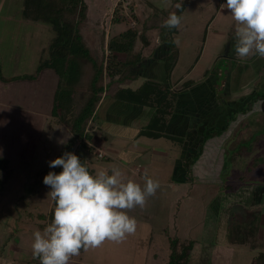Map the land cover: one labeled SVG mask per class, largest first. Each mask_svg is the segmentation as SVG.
I'll list each match as a JSON object with an SVG mask.
<instances>
[{"label":"rangeland","instance_id":"rangeland-1","mask_svg":"<svg viewBox=\"0 0 264 264\" xmlns=\"http://www.w3.org/2000/svg\"><path fill=\"white\" fill-rule=\"evenodd\" d=\"M182 1L85 0L88 5V18L82 26V34L86 37L85 41L93 55L104 63V86L110 82L107 67L113 55L108 44L112 38L130 28L137 29L140 33L135 54L141 55L143 60H159V73L165 77V67L161 59L169 55L170 51L164 56V49L167 50V47L163 46L160 39L159 28L168 16L165 19L160 17L159 20L157 11L168 8L166 11L169 15L175 12L176 5ZM219 6L220 2L213 0L190 2L182 14V23L175 38L179 39L180 44H175L178 61L172 72V81L176 82L187 76L199 59L200 62L182 84L177 87V84L172 85L175 87L173 91L182 90L184 82L190 80H204L201 90L207 91L208 104L206 100L195 98L193 103H188L185 101L187 96L184 97L185 100L183 98L184 102L180 103L179 108L190 113L188 116L191 125L196 123L194 120H203L202 123L205 124L206 115L203 112L208 108L213 109L220 104L223 106L224 103L227 105L246 98L248 99L245 105H248L256 92L264 93V58L258 55L246 59L232 56L235 22L230 11L225 8L227 12L218 14V18L211 24ZM22 7L23 0H0V58L3 70L8 72L11 67L17 68L16 70L22 73L21 77L31 67L35 68L36 64L38 66V52L35 47H40V50L46 47L47 53L41 61L46 59L49 57L50 44L56 36L52 25L22 18ZM229 31L231 35L228 38ZM149 45L152 47L146 49ZM33 56L35 63L30 62ZM118 57L120 61L126 59V55ZM10 58L13 62H10ZM151 69L153 72L156 67ZM5 72L4 75L7 76ZM207 72L209 74L205 77ZM141 73L139 69L133 68V76L128 78L127 82L131 84L142 76ZM85 75L87 77L78 94L79 101L81 94L88 89L89 75ZM118 85L115 84L105 95L111 96ZM197 93L198 91H195L189 97ZM107 101H111L110 98ZM116 112L114 114L118 117L123 113ZM127 117H124L125 121L130 120V117ZM238 118L232 122L231 127L234 130L230 134L219 136L214 142L210 141L206 154L189 166L184 164V160L186 157H194L198 147L192 140L188 145H182L180 140L173 142L163 138L156 144L155 154H152L151 150H143V158L131 165L130 170L124 168L127 162L122 153L127 151V148L130 150V144L110 137L104 148L121 151L112 152L113 160H108L107 155L92 141L84 142L87 148L83 151L93 173L101 168L116 166L129 179L143 186L144 176L139 178L131 171L135 166L145 164L148 166V176L158 180L160 187L155 195L148 198L143 208L137 206L128 211V215L135 217L137 221L135 234L128 235L120 243L105 241L98 248L82 250L78 256L70 259L69 264H168L171 254L170 240L174 237L181 241L196 242L190 264H255L254 260L264 250L258 252L253 247L264 245L251 235L246 246L231 244L227 239L226 223L229 220L230 225H247L246 227H251L254 232L257 229L253 221L249 220L247 223L245 217L233 218V214H242L244 211L238 201L246 197L243 194V187L247 186L245 184L259 186L264 183V99L255 103L247 114L238 115ZM209 125L213 127L212 123ZM87 131L89 135L101 134L91 121ZM169 134L175 136L177 133L172 127ZM250 139L251 143H246L248 154L243 153V157H240L242 163L235 164L231 158L234 143L237 146L240 141ZM80 147V142H77L73 148L65 147V152L75 153ZM138 147L140 146L136 148ZM99 153H102L103 158L99 157ZM36 160L32 164H16L12 178L10 176L5 179L2 185L0 264H40L39 259H34L32 255L33 233L36 230L43 231L51 222L50 219L39 216H48L54 206V201L48 196L50 188L44 185L43 177L49 171L59 173L62 169L50 168L49 159ZM10 165L13 166V161ZM248 165L251 166L250 170ZM239 170H244V174H238ZM22 172L30 175L29 181L19 178ZM230 185L234 187V191L227 190ZM241 205L252 208L244 201Z\"/></svg>","mask_w":264,"mask_h":264},{"label":"trees","instance_id":"trees-1","mask_svg":"<svg viewBox=\"0 0 264 264\" xmlns=\"http://www.w3.org/2000/svg\"><path fill=\"white\" fill-rule=\"evenodd\" d=\"M189 1L183 0L179 4L181 7H176L175 13L182 16ZM224 2L226 0H220L221 4ZM21 13L22 18L25 20L52 25L56 33L50 44L49 57L40 62L39 71L51 68L61 77L55 96L53 116L56 122L65 125L72 134V138L66 146L67 148H73L77 142H80L81 147L76 150L75 154L80 157L82 163L89 168L90 172H93V170L90 168L87 155L83 151L87 148L84 139L92 141L93 138L92 135L88 134L87 128L90 121L92 122L95 118L103 96L109 89L114 88L115 84H119L121 87L119 85L116 86V90L113 91L112 95L110 94L113 100L154 109L149 124L140 132L141 136L184 142L183 138L167 133V128L170 118L178 111L176 103L179 97L198 87L201 81H187L184 83L182 90L177 92L172 90V72L178 61V51L173 41L175 40V35L179 33L178 29H168L162 27V25L159 28L160 39L170 51L169 55L161 59L165 67L167 80L165 82L146 80L138 89L133 90L123 86L126 83L128 84V78L133 76L131 75L133 68L143 60L142 56L136 55L134 51L140 36L137 29L130 28L112 38L109 42L108 48L113 53L107 67L110 82L104 86V63L93 55L82 34V26L88 18V5L85 0H23ZM158 13L159 20L160 17L165 19L168 16V11L166 10H159L157 11ZM235 43L234 38L232 56L236 57ZM119 55H126V59L120 61ZM87 64H90V66L88 67ZM85 73L89 75L87 81L88 89L81 94L79 101L78 94L87 77ZM208 74L209 72L205 74V77ZM253 97L252 102L248 105H245L248 99L246 98L243 101H233L227 105L224 103L223 106L217 108L218 110L215 108L211 115L212 121H210L213 127L209 125L210 123L206 125L202 141L197 147V153L192 158L186 157L184 164L186 166L195 164L203 157L204 153L206 154L210 141L214 142L213 140L217 137L230 134L234 130L231 127L232 122L239 119L238 115H244L251 111L255 103L260 99H264V93L256 92ZM208 126L210 127L207 128ZM251 139L240 141L237 146L234 143L231 151L232 160L235 161L236 156L248 151L246 143H251ZM6 163L7 161L0 159V194L3 189L2 185L5 182V177L1 178V176L4 174L3 167ZM186 170L189 171L187 168ZM227 190L234 191V187L232 185L227 186ZM54 207L55 202L48 216L40 215L39 217L52 220ZM230 224L231 221L228 224L227 239L231 244L246 246L249 243L248 237L250 235L258 240L257 229L254 232V229L246 227L247 225ZM241 234L242 236H240ZM170 244L171 254L168 264H190L191 254L196 242L192 240L181 241L179 238L174 237L170 240ZM253 248L257 249V246ZM254 263L264 264V252L258 255Z\"/></svg>","mask_w":264,"mask_h":264},{"label":"crops","instance_id":"crops-1","mask_svg":"<svg viewBox=\"0 0 264 264\" xmlns=\"http://www.w3.org/2000/svg\"><path fill=\"white\" fill-rule=\"evenodd\" d=\"M192 1L194 0H190L188 2L186 9ZM215 1L220 2V0H213V2ZM222 4H226V2ZM222 4L220 3L217 14L212 18L211 24H213L218 18V14H225L227 12V9L221 8ZM230 35L231 31L228 33V38ZM84 39L86 40V37H84ZM150 46L151 45L147 46L146 49H150L152 47ZM35 49V51L38 52L36 57L38 60V66L36 64L35 68L34 66L31 67L29 71L23 74V77H21L22 73H20L19 70H16L17 68H14V70L11 67V70L5 72L3 70L4 67L2 64V58H0V152H2L0 159L7 161L3 167L4 174L1 176V178L5 177L6 180L9 179L10 176L12 178L13 170L15 169L16 164H32L37 161V158L49 159V161H51L61 156L62 153L65 152V147L67 146L69 140L72 138V134L68 128L63 124L56 122V119L53 116L55 96L61 82V77L51 68H45L42 71H39L41 58L46 55L47 50L45 46L41 50L40 47H35ZM164 51V56L169 53L168 48L167 50L164 49ZM33 59H35V56H33L30 62L35 63ZM10 62H13L12 58H10ZM153 62L155 65H153ZM199 62L200 59L195 66ZM158 65L159 60L155 61L153 59H144L141 63L134 67V69L142 71V76H140L137 80H134L131 84L128 82V84H125L123 87L136 90L146 80L165 82L167 80V75H165V77H163L162 74L160 75L159 68L157 67ZM153 66L154 68L156 67V69L152 72L151 68ZM193 69L188 72L187 76L190 75ZM4 72L7 76L4 75ZM187 76L176 82L171 80V86L177 84L175 85V87H177L179 84H182ZM200 81L201 84L198 87L193 88L187 94H183L179 97L176 103L178 111L170 118L167 128V133H169L173 127L175 133H177L176 136L179 135V137L181 136V138L184 139V142L181 143L182 145H188L191 140L193 143L195 142L196 145H199L202 141L206 125L212 121V111L215 108L217 109L221 107L220 104L217 107L215 106L213 109L208 108V110H204L203 113L206 115L204 120L205 124L202 123L203 120H194L196 123H192L193 125H191L190 118L188 116L190 113L185 110H181L179 106L181 102H184L183 98L185 96H187L188 99L185 100L186 98H184V100L188 103H193L195 98L196 100H206L205 102L208 104L207 91L201 90L205 81L196 80L195 82ZM175 87L172 86V90H174ZM195 91H198V93L189 97L194 94ZM108 98H110L111 101H107ZM120 102L121 101L113 100L107 95L103 97L97 110V114L92 121L94 126L102 134V137L101 134L99 136L92 135V143L95 144L99 150L103 151L102 153L107 155L108 160H113L111 155L112 152L115 151L114 148H104V144L109 142L110 137L121 139L125 144H130V150L127 148V151H122L126 158V162L128 163H125L126 167L124 168L130 170L131 165L136 164L139 159L143 158V150L146 152L151 150L152 154H155L156 150L154 149L157 148L156 144L163 138L154 139L140 135V132L147 127L153 116V108ZM101 109L103 110L102 112ZM116 111H120V113L123 112L121 114L122 116H116L114 114ZM127 116L130 117V120L125 121L124 117ZM137 146L140 147L136 148ZM120 151L121 150H116L115 153H119ZM245 153L248 154V151L244 152L243 155H245ZM243 155L241 154L236 157L234 161L235 164L242 163V158L240 157H243ZM12 161L13 166L10 165V162L12 163ZM247 167L250 170L251 166L248 165ZM133 171L137 177L142 178L145 173L148 175V166L145 164L142 166H135L134 170L131 172L133 173ZM239 171L240 173L238 174H244V170ZM29 177L30 175L27 172H22L19 178L29 181ZM263 184V182L262 185L259 186L245 184L247 186L243 187V194L246 197L238 201L240 207H242L244 211H242V214H233V217H245V221H247V223L249 220L253 221L257 226L258 241L264 245ZM243 201L252 208H246V206L241 205ZM228 224L229 220L226 223V228H228ZM263 250L264 247H258L255 249V251L258 252Z\"/></svg>","mask_w":264,"mask_h":264},{"label":"clouds","instance_id":"clouds-1","mask_svg":"<svg viewBox=\"0 0 264 264\" xmlns=\"http://www.w3.org/2000/svg\"><path fill=\"white\" fill-rule=\"evenodd\" d=\"M221 8H227L235 22L237 57L264 58V0H226ZM181 23L182 16L172 12L162 27L179 29ZM173 42L180 44L179 39ZM48 165L62 171H49L43 177L55 207L51 222L33 233L32 255L40 264H69L81 250L98 248L105 241L120 243L135 234L137 221L128 211L143 208L160 187L147 173L141 186L116 166L90 172L73 152L63 153Z\"/></svg>","mask_w":264,"mask_h":264},{"label":"built area","instance_id":"built-area-1","mask_svg":"<svg viewBox=\"0 0 264 264\" xmlns=\"http://www.w3.org/2000/svg\"><path fill=\"white\" fill-rule=\"evenodd\" d=\"M87 132H88V131H87ZM84 142H91V141H88V140L84 139ZM99 157L103 158L102 153H99Z\"/></svg>","mask_w":264,"mask_h":264}]
</instances>
